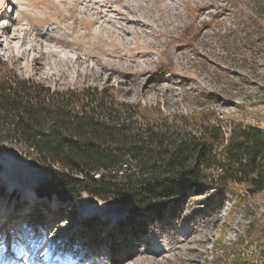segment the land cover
Segmentation results:
<instances>
[{"label": "rangeland", "instance_id": "1", "mask_svg": "<svg viewBox=\"0 0 264 264\" xmlns=\"http://www.w3.org/2000/svg\"><path fill=\"white\" fill-rule=\"evenodd\" d=\"M0 57L52 86L264 130V0H0ZM45 176L0 156V264H264V192L131 229L110 202L37 195Z\"/></svg>", "mask_w": 264, "mask_h": 264}, {"label": "trees", "instance_id": "2", "mask_svg": "<svg viewBox=\"0 0 264 264\" xmlns=\"http://www.w3.org/2000/svg\"><path fill=\"white\" fill-rule=\"evenodd\" d=\"M118 93L107 84L52 86L0 57V156L46 172L37 195L110 202L131 229L179 215L194 197L245 202L264 192V130L209 109L167 113Z\"/></svg>", "mask_w": 264, "mask_h": 264}, {"label": "bare ground", "instance_id": "3", "mask_svg": "<svg viewBox=\"0 0 264 264\" xmlns=\"http://www.w3.org/2000/svg\"><path fill=\"white\" fill-rule=\"evenodd\" d=\"M53 201H56V199L54 198Z\"/></svg>", "mask_w": 264, "mask_h": 264}]
</instances>
